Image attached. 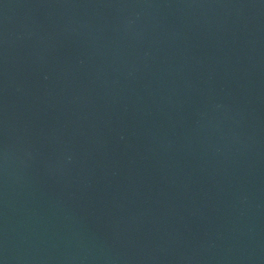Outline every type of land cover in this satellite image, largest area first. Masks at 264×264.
<instances>
[{"label":"water","instance_id":"water-1","mask_svg":"<svg viewBox=\"0 0 264 264\" xmlns=\"http://www.w3.org/2000/svg\"><path fill=\"white\" fill-rule=\"evenodd\" d=\"M0 264H264V0H0Z\"/></svg>","mask_w":264,"mask_h":264}]
</instances>
